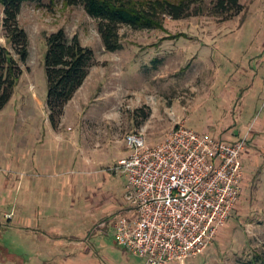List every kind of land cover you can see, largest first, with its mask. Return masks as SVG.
<instances>
[{
    "label": "rangeland",
    "instance_id": "rangeland-1",
    "mask_svg": "<svg viewBox=\"0 0 264 264\" xmlns=\"http://www.w3.org/2000/svg\"><path fill=\"white\" fill-rule=\"evenodd\" d=\"M214 1L193 4L188 18L165 17L162 29L123 26V49L109 52L99 22L84 6L31 0L20 14V24L30 37L27 62L20 61L6 38L4 4L0 1V42L23 69L12 99L0 110V174L53 177L62 183L64 161L68 166L72 163L73 171L78 158L94 162L96 171L89 176L94 192L89 195L87 209L93 208V223L100 229L96 240L108 257L113 258L118 248L111 220L131 206L127 177L116 170L119 160L128 155L124 149L126 137L142 132L149 146L164 142L177 123L189 120L213 78L222 76L220 81L224 82L228 71L236 72L243 61L258 58L264 48V0H241L243 12L231 19L212 13ZM61 29L94 50L96 65L69 103L65 123L63 118L60 127L54 129L47 104V36ZM199 118L193 116L189 127L205 133ZM64 131L77 138L73 144L64 142ZM260 160L258 170L246 176L241 204L216 240L186 264H248L258 259V264H263L264 154ZM54 185L52 192L61 199L64 184L61 188ZM58 200L53 199V205L64 206ZM102 222L108 226L101 227ZM126 261L145 262L132 254Z\"/></svg>",
    "mask_w": 264,
    "mask_h": 264
},
{
    "label": "crops",
    "instance_id": "crops-1",
    "mask_svg": "<svg viewBox=\"0 0 264 264\" xmlns=\"http://www.w3.org/2000/svg\"><path fill=\"white\" fill-rule=\"evenodd\" d=\"M258 58L243 61L236 72L228 71L224 82L220 81L222 76L213 78L204 98L186 121L189 127L193 116H199L205 133L229 143L247 138L250 149L244 160L245 176L258 170L257 162L261 163L264 154V48ZM68 107L69 104L64 123ZM76 139L64 131L65 143L73 144ZM124 149L128 154L126 145ZM71 165L64 161L61 199L52 189L54 183L59 187L62 183L53 177L36 179L33 175L0 174V264H130L125 262L128 253L121 246L118 245L112 258L97 243L100 229L93 223V208L88 210L89 195L94 192L89 185L92 183L89 176L96 171L94 162L86 163L78 158L76 172ZM53 199H59L64 206H54ZM114 222L112 219L115 235ZM100 226L104 228L108 224L102 222Z\"/></svg>",
    "mask_w": 264,
    "mask_h": 264
},
{
    "label": "built area",
    "instance_id": "built-area-1",
    "mask_svg": "<svg viewBox=\"0 0 264 264\" xmlns=\"http://www.w3.org/2000/svg\"><path fill=\"white\" fill-rule=\"evenodd\" d=\"M125 142L116 169L127 176L131 206L114 222L117 244L144 264L203 254L242 201L247 138L229 143L179 122L156 146L142 132Z\"/></svg>",
    "mask_w": 264,
    "mask_h": 264
},
{
    "label": "trees",
    "instance_id": "trees-1",
    "mask_svg": "<svg viewBox=\"0 0 264 264\" xmlns=\"http://www.w3.org/2000/svg\"><path fill=\"white\" fill-rule=\"evenodd\" d=\"M0 1L4 4L6 38L20 61L27 62L30 55V37L20 24V14L24 4L31 0ZM51 1H62L68 6H84L87 13L99 22V32L106 50L117 52L123 49L120 33L123 26L134 29H162L165 17L170 16L175 20L188 18L191 16L192 5L202 0H148L144 3L136 0ZM212 8L215 16L231 19L242 13L244 6L241 0H215ZM47 43V104L50 122L57 129L62 123L68 104L84 86L96 65V54L92 48L84 46L78 36L70 38L64 29L47 36ZM22 74L19 61L0 42V110L12 99ZM258 262L260 263L259 259L248 264ZM261 262L264 264V260Z\"/></svg>",
    "mask_w": 264,
    "mask_h": 264
}]
</instances>
